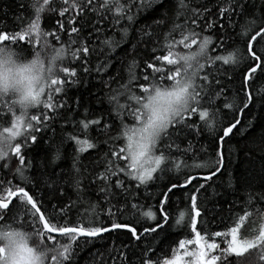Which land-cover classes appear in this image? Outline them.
I'll return each instance as SVG.
<instances>
[{
    "label": "snow or ice",
    "instance_id": "6c2138e0",
    "mask_svg": "<svg viewBox=\"0 0 264 264\" xmlns=\"http://www.w3.org/2000/svg\"><path fill=\"white\" fill-rule=\"evenodd\" d=\"M14 3L0 264H264V0Z\"/></svg>",
    "mask_w": 264,
    "mask_h": 264
},
{
    "label": "trees",
    "instance_id": "16d2710c",
    "mask_svg": "<svg viewBox=\"0 0 264 264\" xmlns=\"http://www.w3.org/2000/svg\"><path fill=\"white\" fill-rule=\"evenodd\" d=\"M3 3L7 4L13 11L15 10V3H14V0H2ZM66 66H70L68 65L67 61H66ZM80 91V92H84L83 89H75V88H72V89H69V93L71 95H76V93ZM84 95H87L86 92H84ZM240 140V137L237 136L234 141L232 143H230L228 145L229 148L233 149L234 151H237V156L238 158L237 159H234L233 160V163L232 165L230 166L234 173L236 175H239V176H247L248 175V169H249V165L248 163L246 162L245 160V156H244V152H243V148H244V141H240V144H239V149H237V146H236V141ZM258 167V165H257ZM258 182V181H256ZM226 207V206H225ZM147 210V209H145ZM184 210V205H180L178 204L177 207L175 209H173L174 211V214L175 216L178 218L179 217V213L181 211ZM220 215L223 216L224 218V221L223 223H217V224H214L213 225V230L214 231H227V228L225 227V224H229V221H228V213L226 211L222 212ZM112 239H115L117 241L119 240H124L126 241L127 240V237L124 236V235H120V236H113ZM169 238H166L164 241H162V243L160 244V247L163 248L166 244H167V241H168ZM220 239L221 238H215V242L219 243L220 242ZM111 241H107V243H110ZM100 243H105V242H100ZM100 247V244H97L95 245V247H90L87 252H85L83 254V256L81 257V261H80V264H89V260H90V257H88V252H92V251H95V248H99ZM174 248L177 249V251H179L178 249V245H173ZM161 255H165V253H161ZM166 255L170 256L171 255V252H168L166 253Z\"/></svg>",
    "mask_w": 264,
    "mask_h": 264
}]
</instances>
